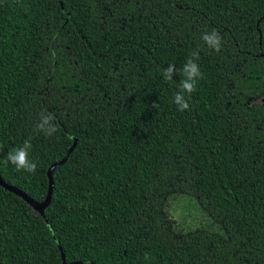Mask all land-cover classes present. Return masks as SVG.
Returning a JSON list of instances; mask_svg holds the SVG:
<instances>
[{
	"label": "trees",
	"instance_id": "16d2710c",
	"mask_svg": "<svg viewBox=\"0 0 264 264\" xmlns=\"http://www.w3.org/2000/svg\"><path fill=\"white\" fill-rule=\"evenodd\" d=\"M261 96L264 0H0V264H264Z\"/></svg>",
	"mask_w": 264,
	"mask_h": 264
},
{
	"label": "clouds",
	"instance_id": "9594fccd",
	"mask_svg": "<svg viewBox=\"0 0 264 264\" xmlns=\"http://www.w3.org/2000/svg\"><path fill=\"white\" fill-rule=\"evenodd\" d=\"M203 41L209 48L219 51L222 45V37L219 33L213 29L210 33H205L202 36ZM198 54L193 53L192 58H189L184 64L182 73L185 79L180 84V91L174 96L173 102L177 105L179 111L183 112L189 110L190 103L186 99L185 94L189 97L196 91L197 81L203 78V74L200 71V66L196 63ZM175 65H169L164 70L165 79L171 80L173 75L177 72ZM54 116L51 113H41V122L37 125V129L43 131L46 135L51 136L57 129L53 123ZM32 148L31 142L25 141L22 146L9 150L5 163H11L15 166L17 171H24L27 173H35L38 164L34 160L30 159V149ZM148 258L147 256L145 257Z\"/></svg>",
	"mask_w": 264,
	"mask_h": 264
},
{
	"label": "water",
	"instance_id": "95a60500",
	"mask_svg": "<svg viewBox=\"0 0 264 264\" xmlns=\"http://www.w3.org/2000/svg\"><path fill=\"white\" fill-rule=\"evenodd\" d=\"M255 102L257 103H261L262 105H264V96H261V97H257L255 100ZM58 163H53L49 166L48 170H47V175L49 177V185H48V190H47V193H46V196L44 198L43 201L41 202H38V201H35L33 200L32 198L28 197L23 191H21L20 189H18L17 187L11 185V184H8L7 182H5L2 177L0 176V184L6 188V189H9L13 192H15L16 194L22 196L23 198H25L29 204L36 210L42 212L43 211V208L45 206L48 205L49 201H50V197H51V192H52V175H51V171L52 169L57 165ZM63 264H65L63 262Z\"/></svg>",
	"mask_w": 264,
	"mask_h": 264
},
{
	"label": "rangeland",
	"instance_id": "374dc122",
	"mask_svg": "<svg viewBox=\"0 0 264 264\" xmlns=\"http://www.w3.org/2000/svg\"><path fill=\"white\" fill-rule=\"evenodd\" d=\"M182 215V217H184V220H182L181 222H180V219L178 218V216L177 217H175V219H178V224H180V225H183V224H185L186 222H192V223H195L199 218H197V216H192V215H189L188 214V216H187V214H181Z\"/></svg>",
	"mask_w": 264,
	"mask_h": 264
}]
</instances>
